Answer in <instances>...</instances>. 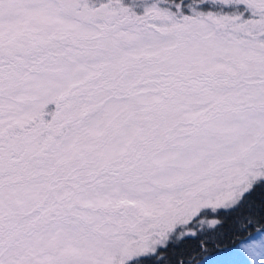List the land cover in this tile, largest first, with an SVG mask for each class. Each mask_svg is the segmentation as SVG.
I'll use <instances>...</instances> for the list:
<instances>
[{"label":"snow or ice","instance_id":"1","mask_svg":"<svg viewBox=\"0 0 264 264\" xmlns=\"http://www.w3.org/2000/svg\"><path fill=\"white\" fill-rule=\"evenodd\" d=\"M233 213L264 224V0H0V264H202L171 251Z\"/></svg>","mask_w":264,"mask_h":264},{"label":"trees","instance_id":"2","mask_svg":"<svg viewBox=\"0 0 264 264\" xmlns=\"http://www.w3.org/2000/svg\"><path fill=\"white\" fill-rule=\"evenodd\" d=\"M260 195L253 197L255 210L260 211ZM221 223L215 230H208L203 239L207 245H202L197 239H189L178 249L171 251L173 258L180 255L191 254V257L198 261H203L205 257H210L221 250L236 248L239 244L255 237L264 231V224L253 222L249 227L240 218V214L223 215L220 217Z\"/></svg>","mask_w":264,"mask_h":264},{"label":"rangeland","instance_id":"3","mask_svg":"<svg viewBox=\"0 0 264 264\" xmlns=\"http://www.w3.org/2000/svg\"><path fill=\"white\" fill-rule=\"evenodd\" d=\"M247 244H255L257 246V256L255 257V260H253L252 257L248 256L246 252ZM261 245H264V231L260 232L255 237L250 238L248 241L239 244L236 248L230 249L235 251V255L233 258L234 264H260L261 261H264V248H262ZM204 260L201 261L202 264Z\"/></svg>","mask_w":264,"mask_h":264}]
</instances>
